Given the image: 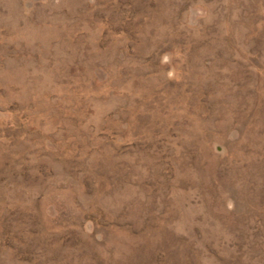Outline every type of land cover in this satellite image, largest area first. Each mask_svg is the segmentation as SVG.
<instances>
[{"label":"rangeland","instance_id":"374dc122","mask_svg":"<svg viewBox=\"0 0 264 264\" xmlns=\"http://www.w3.org/2000/svg\"><path fill=\"white\" fill-rule=\"evenodd\" d=\"M0 264H264V0H0Z\"/></svg>","mask_w":264,"mask_h":264}]
</instances>
